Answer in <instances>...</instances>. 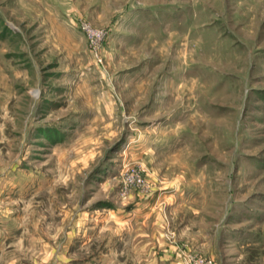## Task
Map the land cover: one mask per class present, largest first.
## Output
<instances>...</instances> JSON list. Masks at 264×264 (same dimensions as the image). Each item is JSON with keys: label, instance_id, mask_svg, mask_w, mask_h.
<instances>
[{"label": "rangeland", "instance_id": "rangeland-1", "mask_svg": "<svg viewBox=\"0 0 264 264\" xmlns=\"http://www.w3.org/2000/svg\"><path fill=\"white\" fill-rule=\"evenodd\" d=\"M194 258L264 264V0H0V264Z\"/></svg>", "mask_w": 264, "mask_h": 264}, {"label": "built area", "instance_id": "built-area-1", "mask_svg": "<svg viewBox=\"0 0 264 264\" xmlns=\"http://www.w3.org/2000/svg\"><path fill=\"white\" fill-rule=\"evenodd\" d=\"M82 28L88 34V36L90 37L92 41L99 42L103 38V32L100 30L93 29L92 27L86 24ZM132 172L133 171L129 173H125V176L123 178V186H122L123 191H127L128 189L132 187H138V188L144 187L145 183L142 181V179L138 176V174H136L135 171H134V174ZM192 264H210V263L206 261L205 259H201V258L195 259L194 258L192 260Z\"/></svg>", "mask_w": 264, "mask_h": 264}, {"label": "crops", "instance_id": "crops-1", "mask_svg": "<svg viewBox=\"0 0 264 264\" xmlns=\"http://www.w3.org/2000/svg\"><path fill=\"white\" fill-rule=\"evenodd\" d=\"M161 188V187H160ZM159 188V189H160ZM173 187H162L159 191H168V192H173L174 191V194H165L163 196L164 198V205H163V209H164V212L165 214L167 213L170 217H172L173 215L176 216V212L178 211V208H179V205H178V200L176 199L177 197L179 198H184L183 197V192H186V188L185 186L183 185H177L175 188ZM188 228L186 227V225H184L183 227V230H182V234H186V235H189V232H188ZM201 243V242H200ZM205 244V243H203ZM202 244V245H203Z\"/></svg>", "mask_w": 264, "mask_h": 264}]
</instances>
